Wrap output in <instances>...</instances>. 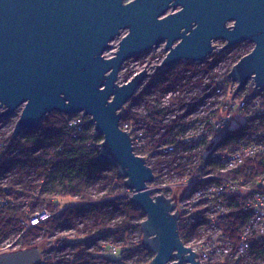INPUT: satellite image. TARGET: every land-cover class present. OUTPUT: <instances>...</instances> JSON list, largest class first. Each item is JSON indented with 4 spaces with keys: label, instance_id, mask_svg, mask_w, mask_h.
<instances>
[{
    "label": "water",
    "instance_id": "obj_1",
    "mask_svg": "<svg viewBox=\"0 0 264 264\" xmlns=\"http://www.w3.org/2000/svg\"><path fill=\"white\" fill-rule=\"evenodd\" d=\"M174 10L170 12V10ZM128 30L112 57L105 51ZM243 42L253 50L240 58L229 77L240 92L255 81L264 90V0H0V108L4 117L23 107L14 136L36 130L53 112L90 118L103 139L98 161L115 166L131 201L146 214L143 243L154 256L150 264H200L179 231L176 202L148 188L154 174L133 151L120 121L126 105L148 76L143 69L119 83L123 65L165 45L157 69L182 59L201 61L216 50ZM176 210V211H175ZM37 246L0 254V264H36Z\"/></svg>",
    "mask_w": 264,
    "mask_h": 264
},
{
    "label": "built area",
    "instance_id": "obj_2",
    "mask_svg": "<svg viewBox=\"0 0 264 264\" xmlns=\"http://www.w3.org/2000/svg\"><path fill=\"white\" fill-rule=\"evenodd\" d=\"M215 44L216 50L203 62L182 59L171 68H160L163 73L159 75L157 66L167 55L165 45H161L159 48L163 47L165 56L160 57V64L154 70L150 66L144 68L148 76L133 96L141 97L130 108L133 115L125 118L126 111L120 127L130 133L134 153L145 157L153 171L154 177L147 187L159 189L152 195L163 194L176 202L181 239L185 246L199 254L196 258L199 263L247 264L252 262L253 247L264 242V90L258 92L259 88L251 79L240 92L234 93L239 83L233 82L229 73L239 61L218 56L227 52L232 55L237 46L221 50L226 42L217 40ZM143 85L146 90L140 91ZM2 117L0 115V124ZM89 118L83 113L73 115L67 124L68 128L77 129L73 137ZM235 120L238 122L233 124ZM92 134L93 137L98 135L95 128ZM2 153L0 150V159ZM44 182V179L38 180L30 196H20L24 212L21 228L7 237L0 234V254L27 248L25 242L28 241L41 250V259L36 264H56L61 259H65L61 262L66 264H120L127 255L131 257L126 258L124 264H138L140 260L153 258L146 255L135 260L139 256L133 253V247L140 235L137 236L139 231L133 228L129 230L131 240L126 252H121V245L128 234L122 239V235L97 229L102 240L96 261L88 259L95 254L88 255L87 250L74 256V247L88 229L85 228L88 220L82 217L77 219L76 225L66 219L51 232L43 229L40 235L31 237L34 229L84 205L77 201L69 207L62 206L58 193L51 195L50 202L40 203ZM134 193L124 185L125 198L131 200ZM103 195L104 192L94 190V202L99 203ZM51 203L57 206L52 208ZM15 204L16 200L9 193L0 198V207ZM78 212L80 216L83 214L82 210ZM70 228H77L70 243L64 247L51 245L49 250L56 249V254L45 257L39 241ZM68 246L73 247L67 257L63 250ZM113 253H120V257H114Z\"/></svg>",
    "mask_w": 264,
    "mask_h": 264
},
{
    "label": "trees",
    "instance_id": "obj_3",
    "mask_svg": "<svg viewBox=\"0 0 264 264\" xmlns=\"http://www.w3.org/2000/svg\"><path fill=\"white\" fill-rule=\"evenodd\" d=\"M249 51H235L232 55L227 52L218 58L232 57V60L237 62ZM162 73V70L158 72L159 75ZM138 97L141 95L129 101L125 118H129V114L133 115L130 108ZM72 117L70 114L53 112L44 118L36 130H25L24 134L7 140L3 136L0 137V150L3 152L0 159V178L5 177L7 172L15 171V166L23 171L18 178L6 185L0 182V198L9 193L16 200L15 205L0 207L1 237H7L21 228L24 212L21 209L22 200L19 198L22 194L30 196L31 191L37 188L38 180L44 179L40 203L50 202L51 195L57 193L60 198L78 197V200L84 203L78 210H82V218L86 217L89 221L86 222L85 228L102 229L103 232L122 235V239L128 234L121 245V252L128 250L131 240L129 230L133 228L141 232L139 241L133 247L134 253H140L143 258L146 255L154 256L143 243L141 222L146 218V214L122 195L125 178L120 176L115 166L98 161L99 143L103 137H93L94 126L88 124H83L82 130L73 137L77 129L67 126ZM94 190L98 193L104 192L99 198V203L94 202ZM50 206L55 207L57 204L51 203ZM78 210L73 208L56 216L34 229L31 237H37L43 229L51 232L63 225L66 219L76 225L80 217ZM25 243L27 248L36 246L28 241ZM252 254V262L247 264H264V242L255 245ZM128 257L131 256H124L120 264H124L123 261ZM150 260L143 259L138 264H149Z\"/></svg>",
    "mask_w": 264,
    "mask_h": 264
},
{
    "label": "rangeland",
    "instance_id": "obj_4",
    "mask_svg": "<svg viewBox=\"0 0 264 264\" xmlns=\"http://www.w3.org/2000/svg\"><path fill=\"white\" fill-rule=\"evenodd\" d=\"M174 10H170V12H173ZM128 32V30H124L122 31V33L117 36L116 38H114L111 43L110 46L106 49L105 51V56L106 57H112L116 54V52L119 49V45H120V41L122 40L123 36ZM236 49L235 51H241V52H245V51H249L250 49H253L254 47V43H252L251 41L246 42L244 44H239L236 45ZM163 47L159 48V50H154V51H148L146 53H143L137 57H134L130 60H128L122 67V69L120 70L119 73V78L118 81L119 83H125L127 82L129 79H131L134 74L146 67L151 68V70H154V68L156 67V65L160 64V62L158 63V60L161 59L164 55V51H162ZM161 57V58H160ZM145 85V84H144ZM144 85L139 89L140 91L143 90ZM146 90V89H144ZM143 90V91H144ZM151 91V89L149 90V92ZM148 95V93H147ZM147 97V96H146ZM144 100V99H142ZM22 108L20 107L18 109H16V111L8 117H2L3 121L0 124V137L3 136L5 140H7L8 138H10V136L13 133V129L15 127L16 121L18 120L21 112H22ZM4 108H0V114L3 113ZM43 122V120H42ZM238 121H234L233 124H236ZM12 132V133H11ZM24 134V131L20 134L22 135ZM19 135V136H20ZM16 137V136H14ZM2 144V143H0ZM17 169H15V171L13 172H7L5 177L0 178V182H3L4 185H6L9 181H13L14 178H18V176L20 175V172H23L21 168H18V166H15ZM26 199V197H25ZM79 198H60V204L62 206H70L72 203L75 204ZM52 206V205H51ZM56 207V206H55ZM53 208V207H52ZM82 217V214L81 216ZM84 221H87L88 218L84 217L82 218ZM81 219V220H82ZM62 230V231H57L55 234H52L54 236H51L47 239H42L39 241L40 246L43 248V254L45 252V257H49V256H55L56 253H54L56 251V249L52 248L51 250H49L50 246L55 244V246L61 247V246H67V244L70 243L71 241V236H73L76 231L74 228H70V229H66ZM138 232V231H137ZM86 235L85 236H80L81 239L79 241V243L77 244V246L74 247V251L72 253V247L73 246H68L63 250V254L67 255V257L69 256L70 253H72L74 256L82 254L85 252V250H87V254L90 255L91 253H94L95 256H91L88 257V259L90 261L95 260L96 261V255H98L99 253H96V251L98 250L99 246H100V242H101V234L97 232V230H90L87 229L85 230ZM69 235V237H67ZM78 235L79 234L78 232ZM137 236L140 235V232H138V234H136ZM60 239V241H58ZM62 239H64L63 241H61ZM67 243V244H66ZM118 244V243H116ZM91 246V248L89 249V247ZM133 253H134V249H133ZM85 254V255H87ZM138 254V259H135L136 261H138L139 259H143V256L140 255V253H135ZM114 257L118 258L120 257V253H113L112 254ZM62 260L65 259H61V260H57L56 264H66L65 262H61ZM134 260V259H132ZM142 261V260H140ZM139 262V261H138ZM147 264V263H146ZM150 264V263H149Z\"/></svg>",
    "mask_w": 264,
    "mask_h": 264
}]
</instances>
